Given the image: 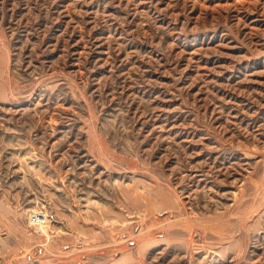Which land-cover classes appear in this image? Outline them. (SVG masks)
<instances>
[{
  "label": "rangeland",
  "instance_id": "rangeland-1",
  "mask_svg": "<svg viewBox=\"0 0 264 264\" xmlns=\"http://www.w3.org/2000/svg\"><path fill=\"white\" fill-rule=\"evenodd\" d=\"M0 264H264V0H0Z\"/></svg>",
  "mask_w": 264,
  "mask_h": 264
},
{
  "label": "bare ground",
  "instance_id": "bare-ground-1",
  "mask_svg": "<svg viewBox=\"0 0 264 264\" xmlns=\"http://www.w3.org/2000/svg\"><path fill=\"white\" fill-rule=\"evenodd\" d=\"M38 216H39V215H38ZM40 216H41V215H40ZM41 218H42V216H41ZM34 221H39L37 216L34 218L33 222H34Z\"/></svg>",
  "mask_w": 264,
  "mask_h": 264
}]
</instances>
